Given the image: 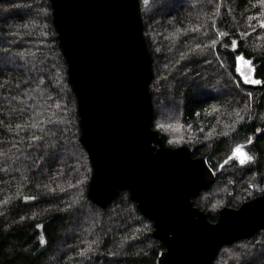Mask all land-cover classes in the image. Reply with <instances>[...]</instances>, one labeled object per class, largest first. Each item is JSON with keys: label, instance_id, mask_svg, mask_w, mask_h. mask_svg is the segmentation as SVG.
Returning <instances> with one entry per match:
<instances>
[{"label": "trees", "instance_id": "16d2710c", "mask_svg": "<svg viewBox=\"0 0 264 264\" xmlns=\"http://www.w3.org/2000/svg\"><path fill=\"white\" fill-rule=\"evenodd\" d=\"M139 8L152 129L165 146L211 161L214 182L192 202L215 223L221 208L264 195V0ZM239 56L260 86L242 83ZM237 148L252 160L238 164ZM91 173L50 1L0 0V264H156L165 247L153 223L127 191L94 204ZM212 264H264V230L222 247Z\"/></svg>", "mask_w": 264, "mask_h": 264}, {"label": "water", "instance_id": "95a60500", "mask_svg": "<svg viewBox=\"0 0 264 264\" xmlns=\"http://www.w3.org/2000/svg\"><path fill=\"white\" fill-rule=\"evenodd\" d=\"M49 1L92 166L89 199L105 208L127 191L165 247L156 264H212L222 247L264 230V195L221 208L215 223L193 206L215 175L189 147H167L152 129V60L139 0ZM239 57L242 83L260 86L245 82L249 67L260 79Z\"/></svg>", "mask_w": 264, "mask_h": 264}, {"label": "snow or ice", "instance_id": "6c2138e0", "mask_svg": "<svg viewBox=\"0 0 264 264\" xmlns=\"http://www.w3.org/2000/svg\"><path fill=\"white\" fill-rule=\"evenodd\" d=\"M260 26H261V28H264V21H261ZM221 35H223V34H221ZM239 59L243 60L244 57H239ZM251 63H252L251 61H248V64H249V65H251ZM252 71H253V69H252L251 67H249V69H248L247 72L242 73V75L244 76L245 82H246V83L260 84V83H261L260 80H256V79H252V78H251L250 73H251ZM17 127H19V125H17ZM236 152L239 153V152H240V149L237 148V149H236ZM53 155H54V153H53ZM230 159H231V158H230ZM235 159L238 160V162H239L240 165H245L247 162H249V161L252 160V157H251V156H248V155L245 154V153H240L239 155H237V156L235 157ZM226 162H227V161H226ZM207 164H208V167H209V168L213 167V165L211 164V161H210V160L207 161ZM217 166H218V165H217ZM30 199H35V198H34V197H25V202H27V201L30 200ZM40 243H41V244H44V243H46V241H45L43 238H41Z\"/></svg>", "mask_w": 264, "mask_h": 264}, {"label": "rangeland", "instance_id": "374dc122", "mask_svg": "<svg viewBox=\"0 0 264 264\" xmlns=\"http://www.w3.org/2000/svg\"><path fill=\"white\" fill-rule=\"evenodd\" d=\"M240 153H245V154H247L245 151H243V150H241V149H240V152H239V153H237V152L234 153L233 158H234V160H235L238 164H239V162H238V160L235 159V157H236L237 155H239ZM247 155H248V154H247ZM248 156H249V155H248Z\"/></svg>", "mask_w": 264, "mask_h": 264}]
</instances>
